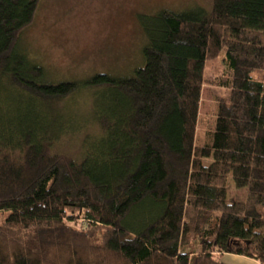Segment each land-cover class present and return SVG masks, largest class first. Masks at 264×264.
Returning a JSON list of instances; mask_svg holds the SVG:
<instances>
[{"label":"trees","instance_id":"obj_1","mask_svg":"<svg viewBox=\"0 0 264 264\" xmlns=\"http://www.w3.org/2000/svg\"><path fill=\"white\" fill-rule=\"evenodd\" d=\"M38 3L0 0V264H264V0L140 14L143 64L82 81L20 49ZM79 87L103 106L75 147L53 109ZM229 176L244 201H225Z\"/></svg>","mask_w":264,"mask_h":264},{"label":"rangeland","instance_id":"obj_2","mask_svg":"<svg viewBox=\"0 0 264 264\" xmlns=\"http://www.w3.org/2000/svg\"><path fill=\"white\" fill-rule=\"evenodd\" d=\"M211 0H39L33 23L19 40L26 57L45 70L49 81H82L96 74L124 76L143 64L145 35L138 15L161 9L185 11L208 8ZM222 67V66H221ZM206 76L212 70L208 64ZM75 95L55 105L76 130L66 142L77 147L85 133L96 135V115L103 106L97 89L79 87ZM212 87L202 85L198 109L197 136L208 122ZM71 125V124H69ZM197 137V138H198ZM91 141V140H90ZM205 164L208 159L203 160ZM225 201H244L245 188H237L229 176ZM6 214V212H4ZM0 212V217L4 214ZM147 214L143 208L131 219L138 223Z\"/></svg>","mask_w":264,"mask_h":264},{"label":"crops","instance_id":"obj_3","mask_svg":"<svg viewBox=\"0 0 264 264\" xmlns=\"http://www.w3.org/2000/svg\"><path fill=\"white\" fill-rule=\"evenodd\" d=\"M221 259L226 264H260L253 258L234 253H224Z\"/></svg>","mask_w":264,"mask_h":264}]
</instances>
